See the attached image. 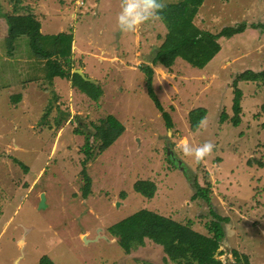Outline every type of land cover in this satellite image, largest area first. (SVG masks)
I'll list each match as a JSON object with an SVG mask.
<instances>
[{
	"label": "rangeland",
	"instance_id": "374dc122",
	"mask_svg": "<svg viewBox=\"0 0 264 264\" xmlns=\"http://www.w3.org/2000/svg\"><path fill=\"white\" fill-rule=\"evenodd\" d=\"M120 5L121 0H0V264H40L44 256L56 264H176L166 262L163 246L150 239L128 254L113 234L118 223L145 209L164 216L165 227L190 222L204 234L208 223L219 220L217 213L229 220H222L223 264H246V257L264 264V84L233 85L249 69L264 71V27L220 39L222 51L205 68L179 59L168 69L153 62L167 26L158 19L124 33L117 24ZM21 6L44 20L43 34L74 36L73 65L86 66L85 78L95 82L82 78L101 87L99 101L58 76V59L47 68L45 59L30 57L25 37L9 52L3 13ZM244 21L264 23V0H206L195 18L200 29L212 32ZM142 65L153 67L163 110L149 96ZM236 88L243 92L239 126L232 120ZM200 107L208 117L195 131L189 115ZM111 115L125 131L87 166L81 151L86 138L76 131L93 132V123ZM206 141L215 147L202 162L182 151L184 143L195 148ZM138 181L157 186L154 198L135 190ZM88 182L90 193L84 191ZM200 188L209 189L210 201L193 199ZM98 236L100 242L83 238Z\"/></svg>",
	"mask_w": 264,
	"mask_h": 264
},
{
	"label": "trees",
	"instance_id": "16d2710c",
	"mask_svg": "<svg viewBox=\"0 0 264 264\" xmlns=\"http://www.w3.org/2000/svg\"><path fill=\"white\" fill-rule=\"evenodd\" d=\"M206 0H179L178 2H165L167 7L160 14V20L167 26V34L160 50L154 58V64L170 69L179 59H183L187 63L205 68L216 58L222 51L220 39H232L240 34L247 32L248 28H257L263 30V24H254L244 21L241 24H232L224 26L218 32L206 31L200 29L195 24V18L199 14L201 7ZM22 4V3H21ZM20 6V1H19ZM24 10L26 13L19 12ZM21 9H15L12 13H3L9 27L8 37L5 42L8 43V50L11 53L15 49L18 39L25 37L32 49L34 57L46 60L47 68L50 59L54 58L61 62L62 67L58 76L71 80L74 88L80 90L94 101H99L103 95V91L96 93V89L101 87L84 80L78 73H74L73 65V39L74 36L67 32L59 34L42 33V23L30 12V9L21 6ZM153 67L142 65L141 69L147 74V88L149 96L163 110L158 99L154 87V70ZM241 81H255L264 84V71L257 73L255 70L249 69L237 76L233 85L239 86ZM233 125L239 126L242 119L240 113L242 110L241 98L243 92L241 89H235ZM22 99V95L15 96V102ZM227 115L222 116L223 121ZM168 127L172 129L171 119L165 114ZM208 117V109L197 108L189 115V121L192 130H198L202 127L204 121ZM94 131L77 130L78 135H84L86 144L81 150L84 155L82 161L87 166L96 160V157L105 152L113 143L122 136L125 131L124 125L113 115L107 119H102L99 123H93ZM94 160V161H95ZM22 166L24 164L16 159ZM26 169V168H25ZM83 173L84 170H83ZM87 175L85 179L87 180ZM92 182L86 183L84 191L90 193ZM135 190L149 199L154 198L157 193V186L147 181H138ZM203 198L210 201L209 189L200 188L199 192L193 196L194 200ZM1 215V214H0ZM219 220L211 221L206 225L208 234L196 231L189 223L183 224L172 221L169 227L164 226V216L150 211L141 210L132 217L118 223L113 227V234L119 237L122 246L127 250L128 254L134 252L140 246H144L145 239H150L155 243L163 246L166 253L164 260L166 262L176 264H194L195 260L201 264H223L218 258L221 255V243L226 237V230L222 224L223 221H229L217 213H214ZM246 257V256H245ZM40 264H56L48 256H44L40 260ZM246 264H251L247 260Z\"/></svg>",
	"mask_w": 264,
	"mask_h": 264
},
{
	"label": "clouds",
	"instance_id": "9594fccd",
	"mask_svg": "<svg viewBox=\"0 0 264 264\" xmlns=\"http://www.w3.org/2000/svg\"><path fill=\"white\" fill-rule=\"evenodd\" d=\"M120 7L121 11L117 17L119 29L124 33H134L143 24L160 19V14L167 7V4L164 0H121ZM214 147L215 145L211 141H206L203 145L195 148L184 143L182 151L185 155L194 157L199 163L212 154Z\"/></svg>",
	"mask_w": 264,
	"mask_h": 264
},
{
	"label": "water",
	"instance_id": "95a60500",
	"mask_svg": "<svg viewBox=\"0 0 264 264\" xmlns=\"http://www.w3.org/2000/svg\"><path fill=\"white\" fill-rule=\"evenodd\" d=\"M75 73H78V74H80L82 77H84L85 78V75H84V73H83V71L81 70V69H77V70H75L74 71ZM85 79H87V80H89V81H93V79H91V78H85ZM93 82H95V81H93ZM168 147H169V141H168ZM46 203H45V195H42V202H41V205H40V208L41 209H44V208H46ZM103 237V236H102ZM84 238V240L86 241V243H90V242H100L101 240H102V238H100L99 236L96 238V239H94V240H89V239H87V238H85V237H83ZM103 239H106V240H108V241H111L109 238H107L106 236L103 238ZM88 241V242H87ZM15 264H19V259L18 260H16V262H15Z\"/></svg>",
	"mask_w": 264,
	"mask_h": 264
},
{
	"label": "crops",
	"instance_id": "0c3cea01",
	"mask_svg": "<svg viewBox=\"0 0 264 264\" xmlns=\"http://www.w3.org/2000/svg\"><path fill=\"white\" fill-rule=\"evenodd\" d=\"M43 22H44V20H43ZM42 22V23H43ZM47 28H49V27H47ZM73 53H74V47H73ZM81 53H83V52H81ZM109 52L108 51H106V50H102V55H106V54H108ZM109 55V54H108ZM110 55H112V54H110ZM92 56H94V55H92ZM96 56V58H98V59H100L101 61H106V59L107 58H105V59H103L104 57H101L100 55L99 56H97V55H95ZM114 55H112V60H115V57H113ZM81 69H82V71L84 72V70L86 69V66L84 65V68L83 67H81ZM91 77H93V76H91ZM73 89V88H72ZM75 89V88H74ZM73 89V90H74ZM77 90V89H76ZM80 91V90H79ZM123 135V134H122ZM104 153V152H103ZM102 153V154H103ZM101 154V155H102Z\"/></svg>",
	"mask_w": 264,
	"mask_h": 264
},
{
	"label": "flooded vegetation",
	"instance_id": "af4514ba",
	"mask_svg": "<svg viewBox=\"0 0 264 264\" xmlns=\"http://www.w3.org/2000/svg\"><path fill=\"white\" fill-rule=\"evenodd\" d=\"M157 244V243H156Z\"/></svg>",
	"mask_w": 264,
	"mask_h": 264
}]
</instances>
